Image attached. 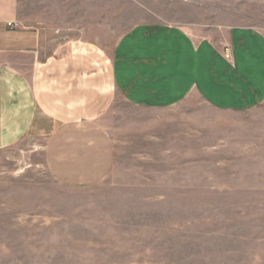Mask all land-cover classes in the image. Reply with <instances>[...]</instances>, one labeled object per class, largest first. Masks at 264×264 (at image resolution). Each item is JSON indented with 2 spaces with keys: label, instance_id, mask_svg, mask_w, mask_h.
Instances as JSON below:
<instances>
[{
  "label": "rangeland",
  "instance_id": "rangeland-1",
  "mask_svg": "<svg viewBox=\"0 0 264 264\" xmlns=\"http://www.w3.org/2000/svg\"><path fill=\"white\" fill-rule=\"evenodd\" d=\"M18 16L107 53L138 25L264 34V0H18ZM100 122L116 157L97 185L59 183L46 138L0 150V264H264V102L116 99Z\"/></svg>",
  "mask_w": 264,
  "mask_h": 264
},
{
  "label": "crops",
  "instance_id": "crops-1",
  "mask_svg": "<svg viewBox=\"0 0 264 264\" xmlns=\"http://www.w3.org/2000/svg\"><path fill=\"white\" fill-rule=\"evenodd\" d=\"M67 32L26 23L18 0H0V150L46 138V164L61 184L93 186L112 173L115 145L100 118L116 99L167 109L194 96L229 112L264 102V34L250 28L216 42L138 25L109 53Z\"/></svg>",
  "mask_w": 264,
  "mask_h": 264
},
{
  "label": "built area",
  "instance_id": "built-area-1",
  "mask_svg": "<svg viewBox=\"0 0 264 264\" xmlns=\"http://www.w3.org/2000/svg\"><path fill=\"white\" fill-rule=\"evenodd\" d=\"M8 26L10 27V28H18V27H20V25L18 24V23H14V22H10V23H8ZM232 50H231V48L229 47V46H226L225 47V51H224V57H225V59L227 60V61H231L232 60Z\"/></svg>",
  "mask_w": 264,
  "mask_h": 264
}]
</instances>
